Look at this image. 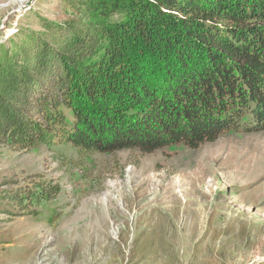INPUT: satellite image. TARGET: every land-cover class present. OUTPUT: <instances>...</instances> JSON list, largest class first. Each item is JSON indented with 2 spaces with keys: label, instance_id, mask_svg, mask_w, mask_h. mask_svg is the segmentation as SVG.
<instances>
[{
  "label": "trees",
  "instance_id": "obj_1",
  "mask_svg": "<svg viewBox=\"0 0 264 264\" xmlns=\"http://www.w3.org/2000/svg\"><path fill=\"white\" fill-rule=\"evenodd\" d=\"M83 19L0 45V144L80 153L264 130V0H77ZM82 14V12H81ZM24 199L50 200L52 182Z\"/></svg>",
  "mask_w": 264,
  "mask_h": 264
},
{
  "label": "rangeland",
  "instance_id": "obj_2",
  "mask_svg": "<svg viewBox=\"0 0 264 264\" xmlns=\"http://www.w3.org/2000/svg\"><path fill=\"white\" fill-rule=\"evenodd\" d=\"M76 1L0 0V45L77 24ZM41 182L55 198L7 204ZM0 264H264V130L147 154L0 144Z\"/></svg>",
  "mask_w": 264,
  "mask_h": 264
}]
</instances>
